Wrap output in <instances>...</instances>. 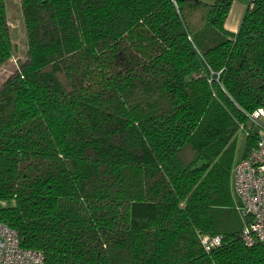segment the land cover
I'll return each mask as SVG.
<instances>
[{
    "label": "trees",
    "instance_id": "obj_1",
    "mask_svg": "<svg viewBox=\"0 0 264 264\" xmlns=\"http://www.w3.org/2000/svg\"><path fill=\"white\" fill-rule=\"evenodd\" d=\"M0 84V221L44 264H264L232 167L264 106V0H19ZM14 54L0 0V67ZM243 139V151L237 147ZM220 234L205 251L201 235Z\"/></svg>",
    "mask_w": 264,
    "mask_h": 264
},
{
    "label": "built area",
    "instance_id": "obj_2",
    "mask_svg": "<svg viewBox=\"0 0 264 264\" xmlns=\"http://www.w3.org/2000/svg\"><path fill=\"white\" fill-rule=\"evenodd\" d=\"M256 143L250 153L240 158L232 167L231 186L241 201L240 213L249 218L241 232L242 239L250 246L264 244V106L249 116ZM220 234L201 235V245L211 251L221 245ZM0 264H44L40 250L23 248L16 230L0 221Z\"/></svg>",
    "mask_w": 264,
    "mask_h": 264
},
{
    "label": "rangeland",
    "instance_id": "obj_3",
    "mask_svg": "<svg viewBox=\"0 0 264 264\" xmlns=\"http://www.w3.org/2000/svg\"><path fill=\"white\" fill-rule=\"evenodd\" d=\"M239 0H235V2H237ZM245 3H248V0H243ZM235 6V5H234ZM237 12V10L235 9L234 13ZM8 14V18H9V13ZM12 27L10 29V33L12 40L14 41V54L12 56V58H10L6 63H4L1 67H0V84L8 77V75H10L17 66L18 61L24 56L25 54V49H26V37H25V28H24V21L22 18V15L20 13V19L17 13V18L15 17L16 12L13 9L12 10ZM232 20V18H230V21ZM21 21V22H20ZM10 24V21H9ZM234 24H230V26H233ZM12 28H13V32H12ZM227 28V27H226ZM231 29V28H230ZM243 139L241 138L238 142V149H237V158H239L242 154L243 151ZM234 194V198L236 200V202L238 203V205L241 204L240 198L235 194ZM12 201H6V202H0V206L2 205H10L12 204Z\"/></svg>",
    "mask_w": 264,
    "mask_h": 264
},
{
    "label": "crops",
    "instance_id": "obj_4",
    "mask_svg": "<svg viewBox=\"0 0 264 264\" xmlns=\"http://www.w3.org/2000/svg\"><path fill=\"white\" fill-rule=\"evenodd\" d=\"M5 1H6L7 13H9L8 21H10L9 25H10V29H11V27L13 26L12 22H11L12 21V19H11L12 18L11 17L12 16V14H11L12 10L13 9L15 10V12H16L15 17L16 18H17V13H18L19 19H20V13L22 15L21 7H20V1L19 0H5ZM234 1L235 0H233V2H232L229 15H228V17L226 19V22H225V27H227V29H229L231 31H236L238 29V27L240 25V21L242 19V16H243V14L245 12V9H246V7L248 5V3L247 2L245 3L243 0H239V1L235 2V4H234ZM235 9L237 10V12L234 13ZM7 16H8V14H7ZM230 18H232L231 21H230ZM230 24H234V25L230 26ZM12 32H13V28H12ZM13 43H14V41H13Z\"/></svg>",
    "mask_w": 264,
    "mask_h": 264
}]
</instances>
